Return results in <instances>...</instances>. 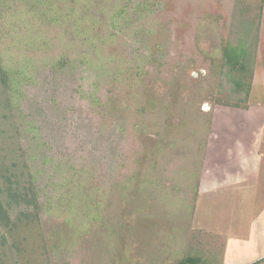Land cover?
<instances>
[{"label": "rangeland", "instance_id": "374dc122", "mask_svg": "<svg viewBox=\"0 0 264 264\" xmlns=\"http://www.w3.org/2000/svg\"><path fill=\"white\" fill-rule=\"evenodd\" d=\"M262 123L264 0H0V264H223Z\"/></svg>", "mask_w": 264, "mask_h": 264}, {"label": "crops", "instance_id": "0c3cea01", "mask_svg": "<svg viewBox=\"0 0 264 264\" xmlns=\"http://www.w3.org/2000/svg\"><path fill=\"white\" fill-rule=\"evenodd\" d=\"M261 125H264V123ZM258 141L262 140L258 139ZM249 142L245 141L244 143L249 144ZM247 159L251 162V165H247L248 167L242 166L239 175L227 184L226 191L231 194V196L229 194V197H232L234 202L237 198L249 200L248 205L245 207L234 204V207H232L231 202L226 208L219 205L222 212L227 209L228 215L226 217L223 214L217 216L222 218L220 221L221 227L211 223V229L220 232V236L225 240L223 264H255L257 262L264 264V206L260 208V212H257V214H255V211L253 212L257 181L252 174V170L257 169V163L260 165L259 159H262V157L257 155ZM237 160L240 162V158H237ZM238 161L235 165H238ZM249 170L251 171L248 173ZM230 209H233V213L228 212Z\"/></svg>", "mask_w": 264, "mask_h": 264}, {"label": "trees", "instance_id": "16d2710c", "mask_svg": "<svg viewBox=\"0 0 264 264\" xmlns=\"http://www.w3.org/2000/svg\"><path fill=\"white\" fill-rule=\"evenodd\" d=\"M245 53H246V49L243 46H238V47H234V48L233 47H229L226 50V58L229 61V64L233 66V65L238 64L237 61L239 59H241L240 57L242 56V54H245ZM233 82L235 84V87H239L238 80L234 79ZM188 260H190V259H188ZM183 263H185V262H182L180 264H183Z\"/></svg>", "mask_w": 264, "mask_h": 264}]
</instances>
